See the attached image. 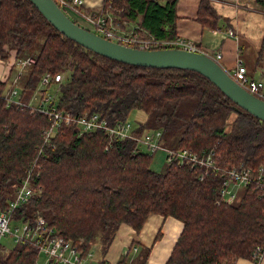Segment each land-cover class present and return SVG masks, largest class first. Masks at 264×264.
<instances>
[{
	"label": "trees",
	"instance_id": "obj_1",
	"mask_svg": "<svg viewBox=\"0 0 264 264\" xmlns=\"http://www.w3.org/2000/svg\"><path fill=\"white\" fill-rule=\"evenodd\" d=\"M177 1L105 0L101 10L109 11L123 28L136 22L158 39H174L179 37ZM257 1L264 6V0ZM220 19L210 0H200L197 20L203 26L214 28ZM40 35L44 40L35 52L36 61L23 77L24 100L46 71L63 72L60 108L76 113L98 110L112 125L140 109L147 114L136 125L140 132L146 128H160L163 135L179 131L176 148L213 150V160L222 169L246 165L257 170L264 165V120L238 106L202 73L109 58L60 32L31 0H0L2 58L12 48L17 56L31 52ZM7 84L0 79V93ZM231 111L237 117L227 132ZM49 125L47 114L8 105L0 95L1 206L33 171L38 157L34 180L41 195L16 213H42L57 234L80 243L84 250L99 235L105 254L119 226L127 223L134 233L127 253L116 264H145L149 247L131 259L129 254L140 245L139 234L150 213H158L184 224L165 264L257 260L256 246L264 245V192L255 184L245 186L241 197L228 202L220 192L222 171L210 169L201 177L204 171L199 165L177 160L169 161L164 171L155 170L153 155L136 150L133 139H114L109 144V135L102 129L79 133L75 125H64L39 152ZM39 253L33 244L16 243L0 255V264H35ZM101 261L107 262L104 257Z\"/></svg>",
	"mask_w": 264,
	"mask_h": 264
},
{
	"label": "built area",
	"instance_id": "obj_2",
	"mask_svg": "<svg viewBox=\"0 0 264 264\" xmlns=\"http://www.w3.org/2000/svg\"><path fill=\"white\" fill-rule=\"evenodd\" d=\"M56 1L71 18L82 16L85 19L84 27L111 40L139 48L180 47L187 50L199 49L192 40L185 37L158 39L147 30L140 29L137 24L131 28H123L114 21L115 18L109 11L99 10L97 13L85 11L82 8L81 0ZM76 22L78 23V21ZM123 23L126 24L127 21H123ZM213 57L220 61L221 53L218 52ZM35 61L36 53L34 52L27 51L18 55L14 60L16 70L12 79V82L17 85L11 90L0 93V95L8 105L27 106L49 116L50 125L44 131L43 143L39 152L43 150L44 145L52 142L53 136L64 125H75L79 133L102 129L109 135V144L114 139H134L136 140L135 149L144 151L149 155H153L162 145L164 150L167 151L168 162L177 160L180 163L186 162L199 165L204 171L201 177L210 169L222 171L226 177L223 180L221 197L228 202L235 201L238 197V192L233 188L236 184L238 186L255 184L257 188L264 192V165L259 166L257 170H252L246 165L222 169L213 160V150L207 153L193 151L189 148L178 149L163 145V134L160 128H150L135 133L136 126L129 119L112 125L98 110H86L76 113L60 108L56 103L57 97L49 92V87L53 83L62 82L63 74L61 72L55 74L46 71L38 81L35 90V93H40L41 98L31 95L28 100H24L20 93L24 86L21 87L18 82L24 77L27 68ZM229 72L243 87L264 99V81L254 77L242 60H239L237 65ZM142 147H145V149ZM39 155L40 153H38ZM37 159L33 164V171L27 172L13 194L10 197L8 196L5 205H0V239L8 232L12 233L10 227L12 222L20 221L22 223L21 228L16 227V232L13 233L15 241L16 243H30L39 249V254H43V261L41 262L38 257L35 264H111L110 262L96 260L94 252L90 248L84 250L80 243L57 234L56 230L48 225L42 213H35L34 215L16 213L32 198L41 195L42 190L34 180V167L37 166ZM234 178L236 181L233 180ZM135 250H137L136 247ZM253 254L259 260L264 254V245L256 246Z\"/></svg>",
	"mask_w": 264,
	"mask_h": 264
},
{
	"label": "crops",
	"instance_id": "obj_3",
	"mask_svg": "<svg viewBox=\"0 0 264 264\" xmlns=\"http://www.w3.org/2000/svg\"><path fill=\"white\" fill-rule=\"evenodd\" d=\"M104 1L81 0V5L84 9L99 11ZM210 1L221 15L219 24L214 28L203 26L197 20L200 0L177 1V35L192 40L198 46V50L211 55L220 52V62L229 71L242 60L254 77L264 81V6L257 0ZM136 24L130 21L126 28ZM16 57L17 53L13 48L10 49L8 59L0 56V79L8 81L6 90H9L15 74ZM23 81L22 78L20 82ZM176 141L177 139L170 145H175ZM183 225V222L174 216L164 217L162 214L150 213L139 234L140 245L134 246L138 248L137 252L149 247L145 264H165ZM133 233L134 228L131 225L122 223L119 226L104 256L107 262L116 264L127 253ZM97 251L101 253L98 249L95 253ZM135 255L137 254L130 256V259ZM234 264H264V254L259 260L239 257Z\"/></svg>",
	"mask_w": 264,
	"mask_h": 264
},
{
	"label": "water",
	"instance_id": "obj_4",
	"mask_svg": "<svg viewBox=\"0 0 264 264\" xmlns=\"http://www.w3.org/2000/svg\"><path fill=\"white\" fill-rule=\"evenodd\" d=\"M60 32L81 45L119 61L151 67L198 71L215 83L238 106L264 120V99L238 83L213 55L180 47L139 48L104 37L71 18L56 0H31Z\"/></svg>",
	"mask_w": 264,
	"mask_h": 264
},
{
	"label": "rangeland",
	"instance_id": "obj_5",
	"mask_svg": "<svg viewBox=\"0 0 264 264\" xmlns=\"http://www.w3.org/2000/svg\"><path fill=\"white\" fill-rule=\"evenodd\" d=\"M74 19L76 21H78V23L80 24H85V19L80 16V17H74ZM43 40H44V35H40L37 39V45H36V48L33 49L31 52H37L39 46L43 43ZM9 57V56H8ZM5 58V59H8ZM35 63V62H34ZM33 63V64H34ZM30 67V66H29ZM29 67L27 68L26 70V74H28V69ZM63 74V72H61ZM56 74V73H55ZM64 76V74H63ZM25 79V78H24ZM18 84L20 85H24L23 83L21 82H18ZM62 82L60 83H53L50 85L49 87V92L53 93L55 97H57V101L56 103L58 104V101H59V98H60V95H61V90H60V86H61ZM17 84H15L14 82H12L10 84V87L8 88L9 90L15 88ZM8 86V84H7ZM7 86L5 87V90H3V92L7 91ZM37 87V86H36ZM36 87L35 89H33L30 93V97L31 95H36L39 99L41 98V95L40 93H35V90H36ZM21 91V90H20ZM21 94L23 93L22 91L20 92ZM237 117V113L234 112V111H231L228 115V117L226 118V124H225V131L229 132L232 128V123H233V120ZM147 118V114L143 111V110H140V109H133L129 115V121H131L135 126L136 125H140V123L142 121H144L145 119ZM136 130L134 131L135 133L138 131V127L135 128ZM143 130V129H142ZM144 130H147L144 129ZM140 132V131H138ZM179 131H173V132H170V133H167V135H163V145H166V146H169L170 148H175L176 147V144L175 145H170L171 143H173L172 141H175L177 138H178V135H179ZM134 140V139H133ZM136 141V140H134ZM143 149H145V147H142ZM168 158H167V151L164 150L163 146L161 145V147H159L153 154V158H152V162H151V166L153 169L155 170H159V171H164L167 166H168ZM253 170V169H252ZM226 176H223V180ZM235 180V178L233 179ZM236 181V180H235ZM222 185H223V181H222ZM247 186V185H239L236 184L233 188L236 189V191L238 192V197H241V194L243 192V189L244 187ZM256 187V186H255ZM259 189V188H258ZM222 190V186H221V189H220V192ZM260 190V189H259ZM12 195V193H11ZM235 199V200H237ZM16 218H18V216H16ZM22 226V223L20 221H17V222H12L11 223V232H8L6 235H3L0 239V255H4L6 254L13 246L16 245V241H15V238H14V235L13 233L16 232V227H19L21 228ZM119 229V228H118ZM118 231V230H117ZM114 239V238H113ZM100 239H99V235L97 236L96 240L94 241V246L92 244V246L90 247V250H92L94 252V258L96 260H101L102 257L105 256V254H102V252H98L95 253V250H100L101 251V248H100V245H98L97 242H99ZM110 247V246H109ZM109 249V248H108ZM99 253V254H98ZM134 254H137V251L132 249L130 254H129V259H130V256H133ZM40 259H41V262L43 261V254H39L38 256ZM119 261V260H118ZM117 261V262H118Z\"/></svg>",
	"mask_w": 264,
	"mask_h": 264
},
{
	"label": "bare ground",
	"instance_id": "obj_6",
	"mask_svg": "<svg viewBox=\"0 0 264 264\" xmlns=\"http://www.w3.org/2000/svg\"><path fill=\"white\" fill-rule=\"evenodd\" d=\"M220 62V61H219ZM221 63V62H220ZM167 147H169V146H167ZM46 218V217H45ZM137 248V247H136Z\"/></svg>",
	"mask_w": 264,
	"mask_h": 264
}]
</instances>
